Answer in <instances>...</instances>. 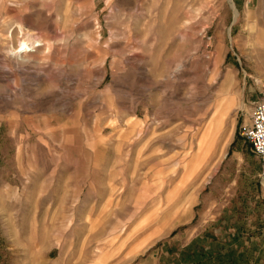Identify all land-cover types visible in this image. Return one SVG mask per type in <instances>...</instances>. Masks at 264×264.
<instances>
[{
	"label": "rangeland",
	"instance_id": "374dc122",
	"mask_svg": "<svg viewBox=\"0 0 264 264\" xmlns=\"http://www.w3.org/2000/svg\"><path fill=\"white\" fill-rule=\"evenodd\" d=\"M263 80L264 0H0V264H264Z\"/></svg>",
	"mask_w": 264,
	"mask_h": 264
},
{
	"label": "built area",
	"instance_id": "2783aa9c",
	"mask_svg": "<svg viewBox=\"0 0 264 264\" xmlns=\"http://www.w3.org/2000/svg\"><path fill=\"white\" fill-rule=\"evenodd\" d=\"M240 133L262 161L260 176L264 186V80L259 85V96L254 101L248 120L240 126Z\"/></svg>",
	"mask_w": 264,
	"mask_h": 264
},
{
	"label": "bare ground",
	"instance_id": "6f19581e",
	"mask_svg": "<svg viewBox=\"0 0 264 264\" xmlns=\"http://www.w3.org/2000/svg\"><path fill=\"white\" fill-rule=\"evenodd\" d=\"M41 44H42V41L40 39L31 40L28 38H24L20 40L17 47L14 48V54L24 56L25 54H29L30 53L29 51H32L35 48H38Z\"/></svg>",
	"mask_w": 264,
	"mask_h": 264
},
{
	"label": "crops",
	"instance_id": "0c3cea01",
	"mask_svg": "<svg viewBox=\"0 0 264 264\" xmlns=\"http://www.w3.org/2000/svg\"><path fill=\"white\" fill-rule=\"evenodd\" d=\"M256 155V154H255ZM257 156V155H256ZM259 157V156H258ZM260 158V157H259ZM261 160V159H260ZM261 169H262V161H261Z\"/></svg>",
	"mask_w": 264,
	"mask_h": 264
}]
</instances>
